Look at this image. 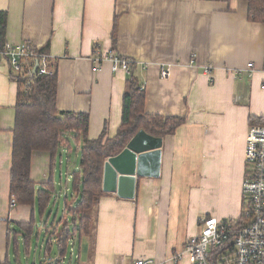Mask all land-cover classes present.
I'll list each match as a JSON object with an SVG mask.
<instances>
[{"label":"crops","instance_id":"obj_1","mask_svg":"<svg viewBox=\"0 0 264 264\" xmlns=\"http://www.w3.org/2000/svg\"><path fill=\"white\" fill-rule=\"evenodd\" d=\"M0 12L7 14L4 44L30 43L56 59L57 109L88 114L90 139L104 132L107 139L116 136L130 77L124 70L113 71L110 63L94 71L90 58L95 50L148 64L137 66L145 112L186 119L162 139L159 177L138 179L132 200L112 193L100 199L91 233L71 242H77L72 255L76 264L165 262L199 235L202 220L216 218L224 224L241 218L248 132L264 119V23L249 19L246 1L0 0ZM250 63L256 68L252 77L235 74ZM161 65H172L168 78L161 76ZM208 65L216 67L211 75L204 72ZM14 77L1 61L0 264H14L12 249L18 262L21 237L30 249L41 227L48 228L40 223L51 216V206L49 215L40 217L37 206H21L11 196L19 92ZM51 160L50 153L35 152L31 180L42 185L53 176L55 197L66 194L65 203L69 193L76 197L73 172L67 168L63 186L64 173L58 180V161L52 167ZM60 163L62 167L63 159ZM75 167L80 168L78 159ZM32 221L36 226L28 240L21 225ZM58 230L46 231L45 242L51 237L52 244L40 264L66 258L59 256ZM166 264L193 262L184 256Z\"/></svg>","mask_w":264,"mask_h":264},{"label":"trees","instance_id":"obj_2","mask_svg":"<svg viewBox=\"0 0 264 264\" xmlns=\"http://www.w3.org/2000/svg\"><path fill=\"white\" fill-rule=\"evenodd\" d=\"M243 1L248 3L249 19L264 23V0ZM6 28L7 14L0 12V49L6 45L4 44ZM40 52L46 53L43 48ZM55 62L49 61L50 74L33 75L29 87H27L29 80L23 75L14 77L19 85V92L13 130L11 196L21 206H37L40 217L48 215L49 206L56 196L55 181L53 176L42 185H36L31 180L33 154L50 153L51 166L54 167L63 150L71 152L73 146L80 149V168L72 173V189L76 197L65 198L64 215L56 225L58 227H52V230L61 229L54 238L57 240L59 256L64 259L68 256L71 242L75 238L82 239L91 233L92 213L100 199L106 195L103 191L106 161L121 154L140 131L163 139L174 134L186 119L148 115L145 112V91L137 75L138 68L132 66L123 98L122 122L116 136L107 139L104 132L99 138L90 139L88 114L66 113L57 109L58 72ZM253 125H264V119ZM242 218L233 221L232 225L239 227ZM35 226L33 221L21 225L28 240ZM45 228L46 231L50 230ZM50 244L51 237L47 242V248ZM222 250L213 249L212 261H215Z\"/></svg>","mask_w":264,"mask_h":264},{"label":"built area","instance_id":"obj_3","mask_svg":"<svg viewBox=\"0 0 264 264\" xmlns=\"http://www.w3.org/2000/svg\"><path fill=\"white\" fill-rule=\"evenodd\" d=\"M51 60L56 59L51 54L41 53L39 47L30 43L6 44L0 49V64L1 61H6L15 76L23 75L27 78V87L31 85L33 75L50 74L48 64ZM90 60L96 64L94 71H98L101 64L110 63L113 71L124 70L128 75L132 66H148L113 51L103 55L95 50ZM36 63L38 67L34 72ZM161 66V76L168 78L172 65ZM214 70L216 67L212 65L204 67V72L208 75ZM255 72V65L250 63L244 69L235 71V74L252 77ZM262 89L264 90V84ZM246 165L247 171L242 185L245 204L241 216L242 224L239 227H234L232 223H220L216 218L204 219L201 222V232L189 241L183 251L165 262L148 259L134 264L176 263L184 256H188L193 264H264V125H253L249 129ZM15 203L13 199L11 206ZM213 249H223L215 261L211 259Z\"/></svg>","mask_w":264,"mask_h":264},{"label":"water","instance_id":"obj_4","mask_svg":"<svg viewBox=\"0 0 264 264\" xmlns=\"http://www.w3.org/2000/svg\"><path fill=\"white\" fill-rule=\"evenodd\" d=\"M38 67L35 65L34 72ZM162 139L140 131L118 156L109 158L104 166L103 191L116 194L121 199L136 196L140 178L160 176Z\"/></svg>","mask_w":264,"mask_h":264},{"label":"rangeland","instance_id":"obj_5","mask_svg":"<svg viewBox=\"0 0 264 264\" xmlns=\"http://www.w3.org/2000/svg\"><path fill=\"white\" fill-rule=\"evenodd\" d=\"M61 159H63L62 167H61V163H60ZM77 159H78V164H79L80 160H81V155H80V150H78V148L76 146H73V149L71 152L67 151V150H63L62 157L58 156V158H57V161H58V163H57V168H58L57 179L59 180L60 173L62 170L64 173V185L63 186H66L65 183L68 182L67 181V175H66L67 168L70 167L72 172L78 171V167H75V163H77ZM61 189L62 188L59 185L58 191H60ZM65 195L66 194L60 195L59 199H57V197H55V200L52 202V205L50 207L51 216L48 214L49 215L48 218L46 217L40 224H47L48 228L50 230H52V227L56 226L59 223V221L61 220V217L63 216V205H64V196ZM68 196L70 198L71 193H69ZM40 221L41 220H39V222ZM39 227H40V225L37 227V229H40ZM56 227H58V226H56ZM39 233H41L40 238L39 239L36 237L33 238L32 245H31L30 249L26 248L24 241H23V238L21 237V239H20V251L18 254V258H19L18 262L15 260L14 249L11 250V254H12L11 256H12L14 264H34L35 260H37V263L40 264V261L42 260V258H43V260H45L46 247H47V241L45 242V239L47 236L46 235V228L41 227V230ZM76 243L77 242H75V241L73 242V244L71 246V250L69 252V255L62 262H59L58 264H76V258L72 256V255L75 256V254L73 253V250L76 248L73 247V245H75Z\"/></svg>","mask_w":264,"mask_h":264}]
</instances>
